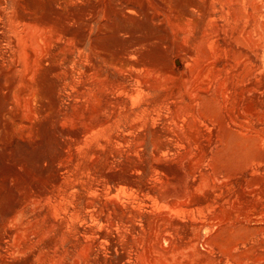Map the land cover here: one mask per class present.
I'll return each instance as SVG.
<instances>
[{
	"label": "rangeland",
	"instance_id": "obj_1",
	"mask_svg": "<svg viewBox=\"0 0 264 264\" xmlns=\"http://www.w3.org/2000/svg\"><path fill=\"white\" fill-rule=\"evenodd\" d=\"M11 1L10 11L49 16L51 98L29 127L0 133V264H264L249 250L264 229L248 237L245 230H227L231 246L213 242V233L221 235L216 224L236 214V202L225 201L224 179L218 187L199 185L216 166L219 172L239 166L235 173L243 180L264 174V160L224 149L216 114L200 109L198 121L189 123L173 100L164 107L166 95L184 89L185 73L194 79L213 59L205 49L208 57L191 63L202 32L229 29L241 19L264 23V0ZM9 19L5 14L6 30ZM3 51L7 64H24L8 46ZM233 57L224 74L237 87L243 70L234 71ZM167 67L177 77L163 76ZM200 85L203 80L193 87ZM225 106L224 120L239 115ZM249 118L264 126L262 112ZM209 141L223 143L219 154L211 153ZM44 188L48 198L41 201L36 193ZM41 206L50 222L37 214ZM249 221L264 228V215Z\"/></svg>",
	"mask_w": 264,
	"mask_h": 264
},
{
	"label": "bare ground",
	"instance_id": "obj_2",
	"mask_svg": "<svg viewBox=\"0 0 264 264\" xmlns=\"http://www.w3.org/2000/svg\"><path fill=\"white\" fill-rule=\"evenodd\" d=\"M12 4L14 3L11 0H0V133L11 130H22L29 127L31 125V116L35 113L46 111L49 100L51 98V92L49 91L51 79L49 63L52 57L50 54V29L48 26L50 23L48 19L49 16L47 17V15H45L38 19L33 16L34 14L30 15L29 13H18L15 6H19V4L15 5V8L10 11L13 6ZM20 5H23V3L21 2ZM24 7L25 6H23V8ZM5 14L10 15V30H6L4 27L3 19ZM228 18H230V16H228ZM251 22L252 20H245V22L242 23V19L239 21L237 20L235 25L231 28L222 29V31L220 30L221 32L216 29V31L212 34H209L210 32L208 31V33L206 31L208 29L206 28V30L203 31L201 36L198 38L197 43L192 48L193 50L190 52V57L192 59L191 63L193 64V66H196L199 63L197 62V58L201 56L208 57L207 53H210V56L212 55L213 59L204 61L205 65L203 69L199 71L198 76H196L194 79L185 73L181 78L184 89L178 87L177 89L166 95L164 97V107H166V105L167 107H169L170 105H168V100H173L177 107L176 113L178 115H181V113H185V115L189 118V123L192 122V120L194 122V119H196V112H198V110L200 109L208 114H216V118L220 119L218 123V132L224 137L226 146H223V143L221 142L220 144H216L215 147H212V141H209L207 147L210 148L211 153L215 151L217 152V154H219L223 147L224 149L226 147H231L233 153H235L237 157L240 156L242 150H245L250 154V158L253 157L254 159L262 161L264 160V126H257L249 117L253 116V114L255 113V111L257 112V110L264 114V90L262 91V82L264 79V23ZM253 22H256V20H253ZM37 24L43 26L41 32H38L34 29ZM8 32L10 33V35L8 34ZM6 46L10 48L11 52L19 53L21 57H23L24 64L20 65L15 61L12 62L14 64H7L8 61H6L3 56V50ZM205 49H208L209 52L206 53ZM234 55H237L236 57L238 58L235 62V65L231 64L232 66L234 65V71L243 70L241 80H237L239 81L237 87L234 86L235 78L231 77V79L233 78V80L230 81L224 74L226 67H228V64L231 63L230 59ZM234 57L233 60H235L236 58ZM193 62L197 64L194 65ZM51 66L53 67V65ZM162 73L163 76L167 75L174 77L177 75L174 69L169 67L165 69L163 68ZM200 80H203L204 86L200 85L195 89L193 87V84L199 82ZM205 83H207L206 86ZM127 85L129 86V84ZM97 88L98 87L96 86V90ZM121 89L122 88H120V90ZM129 89L130 88H128V90ZM193 90H195L194 93L191 92ZM228 104L232 106V113L236 109H238L239 114L236 117L231 118L230 121L224 120L223 116L226 108L225 105ZM240 118H242V120ZM246 119L248 120L246 121ZM196 121L198 120L196 119ZM198 131L199 130H197L196 132ZM217 137H219V135ZM208 153L209 152H207L205 156H207ZM242 160H244L243 157ZM222 162L223 161H221V163ZM236 167L239 168V166H223V171L219 172V168H221V166H216L212 174L205 171L206 177L202 176L200 178L201 181L199 182L200 186L202 184L203 185L201 187L198 185L200 188L203 187V189L205 184L218 187L217 181H219L220 179H224L225 184L228 186L226 190H223L224 188L221 189V193L225 201L233 200L236 202V205L233 206L236 212L234 216L229 214L231 215L230 219L226 220V218H223L222 222L221 220L219 221L221 222L219 224H216L214 220H212L214 221L213 223H210V226L213 227L214 223L218 225L217 229L214 228L215 232L216 230H218L219 233H221V235H213L214 233L212 234L213 239L215 240L213 242L218 245H232L230 237L227 239V237L225 236L227 230L228 235L233 234L235 228L243 231L245 230L247 232V234H245L248 237L249 234H251L252 236L257 234L254 231L259 232V230L264 229L260 223H253L249 221L251 215H264V174H262V172H255L250 175L249 179L243 180V178L236 175ZM255 169L257 170V168ZM197 183L198 182L195 181L193 184L196 185ZM48 193L49 190L47 188H44L39 193L37 192L36 196L37 198H39V200L42 201V199L48 198ZM210 198L212 197L210 196ZM31 199L32 198H30V200ZM33 200L34 199H32V201ZM211 201L212 200H210V202ZM216 206L218 207V204ZM38 210L39 211L37 212V214H43V218L50 222V219L48 218V210L44 209V207L42 208V206ZM55 212H57L56 208ZM105 216L106 215H104V218ZM221 217L224 216L222 215ZM218 231L216 232L217 234H219ZM240 232L242 234V231ZM189 233L190 231L184 232V234ZM162 237L165 236H158V238ZM241 237L237 239H241ZM102 238L105 239L106 235L102 234ZM170 241L174 246V239L171 238ZM252 241L253 242L250 243L249 250L253 251L254 255L258 257V259H256V262L264 261V236L262 238L252 237ZM236 242L239 243L238 240H236ZM259 244L262 245L259 246ZM235 248L239 249L238 246ZM242 249H246V245L239 250ZM163 252L164 251H160L158 254Z\"/></svg>",
	"mask_w": 264,
	"mask_h": 264
}]
</instances>
